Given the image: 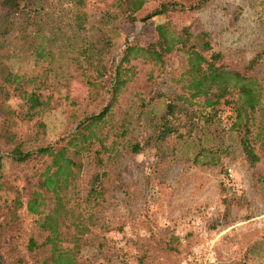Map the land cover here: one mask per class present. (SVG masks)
<instances>
[{
	"label": "trees",
	"instance_id": "trees-1",
	"mask_svg": "<svg viewBox=\"0 0 264 264\" xmlns=\"http://www.w3.org/2000/svg\"><path fill=\"white\" fill-rule=\"evenodd\" d=\"M66 1L69 8L65 10L63 25L69 27L67 33L75 41L65 33L57 39L56 49L63 58V68L68 70L62 78H73L86 87L85 105L76 106L79 114L77 109H71L75 114L67 113V118H73L72 131L55 141L23 148L10 131L14 111L3 106V102L9 97L18 99V119L33 121L34 139L42 137L46 125L38 118L44 109L31 86L38 76H21V85L10 88L3 80L8 70L0 66V152L4 150L0 154V170L4 159L16 166L32 167L31 172L23 173L21 184L0 176V226L4 234L8 233L0 235V264H85L79 254L80 246L89 241L94 228L101 226L102 204L111 200L108 189L114 176L113 161L122 153L134 155L150 146L160 148L165 142L184 141L194 134L200 142L211 125L222 126L235 133L238 158L250 171L254 190L264 180V118L260 117L264 109V71H258L264 47L253 48L248 55L243 50L229 54L212 47L207 31L194 32L189 25L178 28L166 20L154 26L152 41L134 44L133 60L120 57L114 61L110 57L114 42L102 31L101 24L119 16L129 22L136 18L144 21L172 11L200 9L211 0H166L140 17L136 14L144 0H122L111 9L104 8L99 17L105 23L97 20V24L89 20L86 0ZM247 1L264 6V0ZM0 11H5L20 26L31 22L35 13L25 0H0ZM35 22L34 32L44 39L43 26ZM178 49L186 51L184 60L169 67L167 60ZM30 54L36 61L47 64L55 60L45 43H36ZM160 76L169 93H162L163 111L151 113L147 120L149 132L140 140L130 119L122 113L121 102L142 111ZM116 112L120 117L113 125L111 120ZM212 149L215 153L209 148L201 154L215 163L220 151L217 147ZM197 156L198 151L193 158ZM226 168L225 164L224 175ZM224 180L223 200L241 203L243 200L231 187L229 178ZM148 188L154 193L157 185L150 183ZM151 202L146 197L138 201V207L144 209ZM21 208L30 221L25 231L15 235L10 230L23 223L18 214ZM52 237L71 245L52 251L49 244ZM116 254L109 255L106 264L117 260L124 264L125 256ZM144 257L145 253H141L140 262H136L148 264L142 262Z\"/></svg>",
	"mask_w": 264,
	"mask_h": 264
},
{
	"label": "rangeland",
	"instance_id": "rangeland-1",
	"mask_svg": "<svg viewBox=\"0 0 264 264\" xmlns=\"http://www.w3.org/2000/svg\"><path fill=\"white\" fill-rule=\"evenodd\" d=\"M25 1L35 12L28 24L20 22V26L11 21L5 11H0V25H3L0 28V66L8 70L3 80L10 88L21 85V76H38L31 86L44 109L38 118L46 125L42 137L34 139L33 121L18 119V99L9 97L3 102V106L14 111L10 131L14 132L23 148H31L55 141L73 130V118H67V113L75 114L71 109L85 105L86 87L73 78H62L68 70L63 68V58L56 49L57 39L65 33L68 39L75 41L71 33H67L69 27L63 25L67 15L65 10L69 8L67 1ZM120 1L86 0L90 22L97 24L98 20L105 23L99 17L102 10L111 9ZM163 1L166 0H144L137 17ZM246 2L211 0L200 9L186 8L144 21L136 18L129 22L119 16L101 26L114 42L110 54L114 61L120 57L133 60L134 44L145 45L152 41L154 26L166 20L178 28L189 25L194 32L199 29L207 31L214 49L229 54L243 50L248 55L253 48L264 47V6L258 4L256 8H251L246 6ZM35 21L43 26L41 34L44 39L34 32ZM94 33L98 34L95 30ZM36 43H45L50 48L55 55L53 63L34 59L30 48ZM185 55V50L178 49L167 60V65L175 67L181 64ZM258 71H264V59ZM163 81L160 76L155 92L142 111L121 102V111L130 119L131 127L140 140H144L149 132L147 120L151 113L163 111L161 95L169 93ZM76 113L79 114L78 109ZM119 117L118 113L114 115L111 124H117ZM260 117L264 118V109ZM196 135L184 141L165 142L160 148L150 146L134 155L122 153L113 161L114 176L108 189L111 200L102 204L99 215L101 226L94 228L89 241L80 246L79 254L85 259V264H106L107 257L116 253L125 256L124 264H138L136 260L141 253H145L142 262L148 264H190L186 259L193 255H196L199 264H207L206 241L213 253L212 264H264V180L254 190L250 171L238 158L234 132L211 125L206 134L201 135L200 142ZM212 147L220 151L215 163L209 161V156L201 154L209 148L215 153ZM197 151L199 156L194 159ZM1 153H4L3 149ZM225 164L231 169V187L241 196V203L225 202L222 198V181L226 178L222 169ZM31 169L30 164L16 166L4 159L0 176L21 184L23 173L31 172ZM262 173L264 175L263 165ZM150 183L157 185L154 188L156 193L149 190ZM146 197L152 201L149 207L139 208L138 201ZM18 214L23 223L11 228V233L15 235L25 231L30 221L22 208ZM2 229L0 226V235L7 236L8 233L4 234ZM49 244L52 251L67 249L71 245L56 237H52ZM119 261H114V264H119Z\"/></svg>",
	"mask_w": 264,
	"mask_h": 264
},
{
	"label": "built area",
	"instance_id": "built-area-1",
	"mask_svg": "<svg viewBox=\"0 0 264 264\" xmlns=\"http://www.w3.org/2000/svg\"><path fill=\"white\" fill-rule=\"evenodd\" d=\"M225 176L229 178L230 180V185L233 186V178H232V172H231V169L230 168H226V171H225ZM204 245H206V250H207V258H208V263L207 264H212L214 263V257H213V253L210 251V246L208 244V242H204ZM190 264H195V262H198V260L196 259V255H193V256H189L187 257L186 259ZM182 264H186V263H182ZM199 264V262L197 263Z\"/></svg>",
	"mask_w": 264,
	"mask_h": 264
},
{
	"label": "crops",
	"instance_id": "crops-1",
	"mask_svg": "<svg viewBox=\"0 0 264 264\" xmlns=\"http://www.w3.org/2000/svg\"><path fill=\"white\" fill-rule=\"evenodd\" d=\"M256 3H255V1H251V2H246V6H248V7H251V8H256Z\"/></svg>",
	"mask_w": 264,
	"mask_h": 264
}]
</instances>
